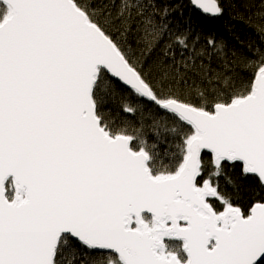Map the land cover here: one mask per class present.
<instances>
[{"label":"snow or ice","instance_id":"obj_1","mask_svg":"<svg viewBox=\"0 0 264 264\" xmlns=\"http://www.w3.org/2000/svg\"><path fill=\"white\" fill-rule=\"evenodd\" d=\"M160 37L141 0H0V264H264V53L243 80L187 37L153 59ZM113 78L124 112L162 113L168 163L105 113ZM229 167L259 183L246 206Z\"/></svg>","mask_w":264,"mask_h":264},{"label":"trees","instance_id":"obj_2","mask_svg":"<svg viewBox=\"0 0 264 264\" xmlns=\"http://www.w3.org/2000/svg\"><path fill=\"white\" fill-rule=\"evenodd\" d=\"M104 2L119 4V0ZM141 2L161 28L159 46L153 59L169 44L179 54L182 49L176 46V38L187 37L188 49L185 58L189 63H194L197 70L203 65L210 74L223 72L247 80L251 72L246 66L247 62L255 59L258 52L264 53V32L257 27L264 24V17L260 15L264 12L261 0H219L223 12L216 17L201 15L191 7L188 0H141ZM209 40L215 42V47L209 45ZM177 58L179 59V55ZM188 75L190 83L192 79L199 81V77L192 72ZM112 87L114 93L106 99L104 105V111L109 119L118 126H126L129 134H139L150 144L157 143L164 163H168L169 158L164 155L169 150L167 143L164 142L166 134L161 128V140L158 142L156 128L153 126L154 122L162 120V113L147 104L139 108L134 115L124 112L123 102L126 100L135 107V98L114 80ZM226 174L239 186L245 206L258 198L256 194L261 193V188L256 178L243 176L239 168L229 167ZM220 184L222 189L234 191L231 185L225 183L223 177Z\"/></svg>","mask_w":264,"mask_h":264},{"label":"water","instance_id":"obj_3","mask_svg":"<svg viewBox=\"0 0 264 264\" xmlns=\"http://www.w3.org/2000/svg\"><path fill=\"white\" fill-rule=\"evenodd\" d=\"M191 7L196 10L198 13H200L201 15H205V16H209V17H216V16H212V15H209V14H204L200 9H198V7H196L193 3H192V0H188ZM218 16V15H217ZM114 81L118 82L117 80H115L113 78ZM122 87H124L120 82H118ZM125 88V87H124Z\"/></svg>","mask_w":264,"mask_h":264}]
</instances>
